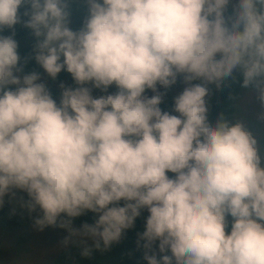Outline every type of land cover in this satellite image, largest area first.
Here are the masks:
<instances>
[{"label": "clouds", "instance_id": "9594fccd", "mask_svg": "<svg viewBox=\"0 0 264 264\" xmlns=\"http://www.w3.org/2000/svg\"><path fill=\"white\" fill-rule=\"evenodd\" d=\"M63 3L0 0V32L25 7L36 62L76 85L62 84L57 102L38 73L21 75L17 41L0 35V207L20 190L42 211L38 226L59 222L97 249L146 210L147 264H264L257 142L241 124L210 122L206 103L208 86L237 70L264 103V0H88L79 32ZM89 212L94 222L74 228Z\"/></svg>", "mask_w": 264, "mask_h": 264}, {"label": "trees", "instance_id": "16d2710c", "mask_svg": "<svg viewBox=\"0 0 264 264\" xmlns=\"http://www.w3.org/2000/svg\"><path fill=\"white\" fill-rule=\"evenodd\" d=\"M62 7L65 8L68 14L67 23H71V29L75 32H79L84 27L89 16V7L78 4L74 0H64ZM25 10V7L20 9L21 23H18L14 29L5 28L0 32V35L13 36L17 41L18 54L21 57L20 67L23 69L22 75L38 73L41 76L45 70L35 60L38 38L30 28L25 26L29 19V17L23 14ZM232 11L233 9L229 5L225 13L226 17L231 16ZM67 75L68 73L66 71H62L56 79H49V86L47 88L54 99L56 92L55 86ZM243 80L244 77L242 72L237 70L233 78L226 80L221 87L218 88L215 84L208 86L209 95L206 97V103L210 122L215 123L222 117L232 126L240 123V121H236L235 119L236 102L245 92L257 90L255 84L244 87ZM184 85L186 84L181 77L178 78L176 85L167 90V97L161 104L162 110L172 111L174 99H172L170 94ZM161 91L164 92V89H161ZM243 128L257 142L256 146L261 157V166L264 167V137L258 139L256 137V129L251 124H245ZM167 174L170 177L174 175L172 173ZM24 213L25 212H23L22 208L16 202L6 200L3 206L0 207V225L3 228L14 230L21 228L25 219ZM144 214L145 211L142 213V216L137 219L135 226L132 229L126 230L121 240L118 243H113L110 248H104L102 242L99 249L95 247V242L86 244L73 242L66 250L62 251L51 260L49 264H147V261L144 259L145 249L142 246H138V234L143 233L145 230ZM94 218V214L89 212L82 217L75 218L73 226L82 227L84 223L92 224ZM228 223L229 228L226 229V232L230 234L231 222L228 221ZM48 227H54L60 230L66 229L59 227V222L55 226ZM22 241L24 240L21 238V242ZM86 250H88V254H85ZM1 253L2 250L0 248V255Z\"/></svg>", "mask_w": 264, "mask_h": 264}, {"label": "rangeland", "instance_id": "374dc122", "mask_svg": "<svg viewBox=\"0 0 264 264\" xmlns=\"http://www.w3.org/2000/svg\"><path fill=\"white\" fill-rule=\"evenodd\" d=\"M78 4L89 7L88 0H74ZM235 2V0H233ZM231 6V5H230ZM232 7V6H231ZM71 28V23H68ZM22 75V74H21ZM40 82L49 86V79L46 72L41 76ZM76 87L71 74L62 79L56 86L55 100L57 102L61 96V85ZM187 85L173 91L170 95L174 99L179 95ZM13 88L15 86H12ZM115 92V86L110 89ZM94 94L100 95L98 91ZM149 95L152 93L149 92ZM167 97L165 94L163 100ZM259 92L257 90H250L242 94L241 98L236 102V121H240L243 127L245 124H251L256 129V137H264V103L260 101ZM10 200L16 202L25 212V219L23 226L18 229L3 228L0 225V248L2 250L0 257V264H49L62 251L66 250L73 242L81 244L92 243L94 240L90 237L72 236L68 229L60 230L54 227L45 226L41 228L36 221L43 218L42 211L37 207L35 210H30L27 206L29 197L26 193L20 190H14V194L6 195L4 201ZM149 213L145 210L144 218ZM231 222V217H228ZM80 229L79 226H73ZM21 238L24 240L21 242ZM27 249V250H25ZM168 255H171L169 252Z\"/></svg>", "mask_w": 264, "mask_h": 264}]
</instances>
